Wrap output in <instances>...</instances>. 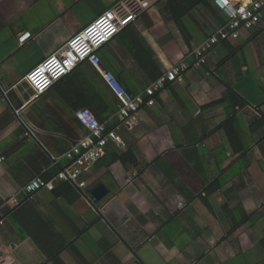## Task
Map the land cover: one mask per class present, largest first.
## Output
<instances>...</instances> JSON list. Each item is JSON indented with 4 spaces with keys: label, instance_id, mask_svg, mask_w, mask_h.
<instances>
[{
    "label": "crops",
    "instance_id": "obj_1",
    "mask_svg": "<svg viewBox=\"0 0 264 264\" xmlns=\"http://www.w3.org/2000/svg\"><path fill=\"white\" fill-rule=\"evenodd\" d=\"M106 12L122 28L99 50L104 71L132 94L176 67L183 79L166 81L134 127L115 109L124 145L108 143L84 189L28 193L68 164L52 154L87 134L75 112L94 91L64 77L36 97L25 76ZM225 20L215 0H0V264H264V18L201 64L192 49ZM81 68L118 102L93 65ZM28 204L57 235L44 242L64 243L59 262L34 238L47 231Z\"/></svg>",
    "mask_w": 264,
    "mask_h": 264
},
{
    "label": "built area",
    "instance_id": "obj_2",
    "mask_svg": "<svg viewBox=\"0 0 264 264\" xmlns=\"http://www.w3.org/2000/svg\"><path fill=\"white\" fill-rule=\"evenodd\" d=\"M215 1L220 4L228 20L225 25L215 28L206 40L192 49L191 53L199 58L201 64L207 63L208 55L220 41L240 38L242 29H253L264 18V0ZM121 28L122 25L116 17L106 12L99 15L79 33L73 35L55 53L48 55L26 74L25 79L33 88L34 96L39 97L48 91L80 63L89 62L114 89L118 99L115 116L129 127H134L141 122L143 120L141 108L156 104V95L164 88L166 81H181L183 77L179 73L180 68L176 67L169 71L165 77L154 81L142 93L132 94L126 90L112 73L102 69L99 55L102 46L112 40ZM17 36L19 43H25L32 34L29 31H22ZM16 112L18 113L19 109ZM75 115L86 128L87 134L63 153L52 154L56 163L65 159L68 164L49 180L43 177L32 179L25 186L28 193L39 189L52 190L58 180L68 181L82 190L86 187V181L83 179L84 173L101 159L108 143L124 145L123 140L115 132H107L106 123L99 121L89 108H81L75 112ZM128 181H131V178Z\"/></svg>",
    "mask_w": 264,
    "mask_h": 264
},
{
    "label": "trees",
    "instance_id": "obj_3",
    "mask_svg": "<svg viewBox=\"0 0 264 264\" xmlns=\"http://www.w3.org/2000/svg\"><path fill=\"white\" fill-rule=\"evenodd\" d=\"M228 20V19H227ZM227 20H225L221 26L225 25V23L227 22ZM220 27V26H219ZM224 41V40H222ZM85 63L82 62L80 63L76 68H74L69 74H67L64 77H70V80L72 82H80V83H84L86 85H90L93 88V93L90 94V96H87V99L85 102L81 103L80 106L81 108L87 107L89 108L94 115L98 118L99 121L106 123V127H107V132H114L113 129L115 127V125L117 123H119L118 120H114V119H110L111 115L115 112V109L117 110L116 105L118 104V102H115L114 100L110 99L105 92L101 91L100 89L96 90L93 83L90 82V78L88 77L86 70L81 68V65ZM97 70V69H96ZM97 73L98 70H97ZM161 73H158L156 75V78H158V76H160ZM63 77V78H64ZM155 78V80H157ZM117 80V79H116ZM126 90H128L123 83L121 82V80H117ZM262 93L264 94V89L261 90ZM158 96V93L156 95V98ZM79 106V107H80ZM83 126V125H82ZM44 179L49 180L51 178L45 177ZM58 182H67L70 183L68 181L65 180H58L56 182L55 188L57 186ZM59 184V183H58ZM54 188V189H55ZM52 189V190H54ZM21 209L28 213L29 215H33L35 217V219H37V221L39 222V224L44 225L43 227H45L43 230L47 231L45 233V235H43V238L37 236V235H33L34 238L38 241V245L40 247V249L42 251H44L47 256L50 259H54L56 262H59V256L60 253L62 252V250H64V243L62 242L59 244H54V245H47V242L45 243L44 241H47L49 239H57V235L56 233L50 231L48 232V230H51V226L39 215L38 211L36 208H34L31 204L25 205L23 207H21ZM262 211L258 210L255 211L254 213L248 215L243 221H241V224L244 223L246 220L249 219H259L262 216Z\"/></svg>",
    "mask_w": 264,
    "mask_h": 264
},
{
    "label": "water",
    "instance_id": "obj_4",
    "mask_svg": "<svg viewBox=\"0 0 264 264\" xmlns=\"http://www.w3.org/2000/svg\"><path fill=\"white\" fill-rule=\"evenodd\" d=\"M107 192L108 190L105 185L100 184L93 189L92 195L95 196L97 199H101Z\"/></svg>",
    "mask_w": 264,
    "mask_h": 264
}]
</instances>
